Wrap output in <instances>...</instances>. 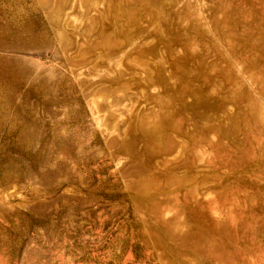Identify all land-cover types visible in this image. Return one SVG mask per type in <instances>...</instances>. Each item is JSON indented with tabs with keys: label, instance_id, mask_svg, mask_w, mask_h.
Wrapping results in <instances>:
<instances>
[{
	"label": "rangeland",
	"instance_id": "obj_1",
	"mask_svg": "<svg viewBox=\"0 0 264 264\" xmlns=\"http://www.w3.org/2000/svg\"><path fill=\"white\" fill-rule=\"evenodd\" d=\"M0 264H264V0H0Z\"/></svg>",
	"mask_w": 264,
	"mask_h": 264
}]
</instances>
